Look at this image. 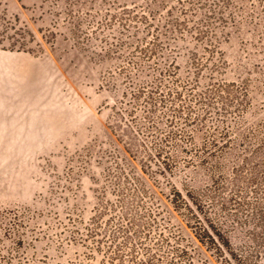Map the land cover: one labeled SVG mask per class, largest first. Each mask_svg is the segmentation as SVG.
I'll return each instance as SVG.
<instances>
[{"label": "rangeland", "instance_id": "obj_1", "mask_svg": "<svg viewBox=\"0 0 264 264\" xmlns=\"http://www.w3.org/2000/svg\"><path fill=\"white\" fill-rule=\"evenodd\" d=\"M1 56L30 61L50 98L47 121L10 119L40 132L0 140V264H108L93 220L156 210L150 237L166 217L189 239L173 187H213L210 214L244 240L247 202L264 209V0H0ZM213 129L231 144L185 163ZM169 131L178 164L161 174L147 155Z\"/></svg>", "mask_w": 264, "mask_h": 264}, {"label": "trees", "instance_id": "obj_2", "mask_svg": "<svg viewBox=\"0 0 264 264\" xmlns=\"http://www.w3.org/2000/svg\"><path fill=\"white\" fill-rule=\"evenodd\" d=\"M170 94L176 100L181 97L177 91H172ZM175 110L177 111L175 115L179 117H173L172 120L176 122L181 118L182 112L180 107L175 106ZM190 116L189 125H192L194 119L192 115ZM198 122L196 125L201 124ZM178 132L184 137L191 134L185 125ZM174 133L169 131L160 143L154 142V153L147 155L148 158L157 161L163 158L158 166L161 174L170 172L172 166L176 167L178 164L179 157L171 155L168 151ZM230 140L228 130L219 133L213 129L209 136L203 139L200 149L197 148L198 152L185 156L182 160L185 163L209 164L218 152L231 144ZM213 194V187L197 192L188 190L185 194L175 187L170 190L167 197L172 205L170 213H185L186 226L192 233L189 239L182 234L179 227H170L172 220L166 217L164 225L159 223V226H155L158 227L157 232L155 231L153 237H150L153 233L151 223H158L164 217L158 210L152 211L153 218L148 219L151 223L142 222L143 216L138 213L130 216L126 214L108 228L97 226L98 221L94 219L88 235L96 244L95 250L105 254L108 264H264V260H261L262 253L264 254V209L257 199L247 202L248 205L252 202V209L240 223V226L247 225L243 235L244 240L237 239V243H233L230 234L238 229L233 228V225H222V223L220 225L210 214ZM238 223L237 220L236 225ZM203 248L204 251H201Z\"/></svg>", "mask_w": 264, "mask_h": 264}, {"label": "crops", "instance_id": "obj_3", "mask_svg": "<svg viewBox=\"0 0 264 264\" xmlns=\"http://www.w3.org/2000/svg\"><path fill=\"white\" fill-rule=\"evenodd\" d=\"M37 76L31 69L30 61L20 67L7 57H0V102L16 100L19 103L17 108L23 111L15 113L8 103L0 105V140H18L15 135H34L41 131L32 129L28 123H12L10 119L22 116L48 120L50 94L47 90L39 89ZM33 110L38 112H31ZM44 126H48V123L45 122Z\"/></svg>", "mask_w": 264, "mask_h": 264}]
</instances>
